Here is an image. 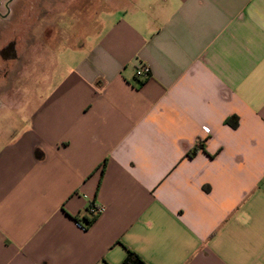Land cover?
<instances>
[{"label":"crops","instance_id":"0c3cea01","mask_svg":"<svg viewBox=\"0 0 264 264\" xmlns=\"http://www.w3.org/2000/svg\"><path fill=\"white\" fill-rule=\"evenodd\" d=\"M110 1L0 148V264H264V0Z\"/></svg>","mask_w":264,"mask_h":264},{"label":"rangeland","instance_id":"374dc122","mask_svg":"<svg viewBox=\"0 0 264 264\" xmlns=\"http://www.w3.org/2000/svg\"><path fill=\"white\" fill-rule=\"evenodd\" d=\"M0 148L26 126L39 99L69 64L72 47L91 40L110 0H0ZM7 4L10 5L9 14ZM8 15L2 19V15Z\"/></svg>","mask_w":264,"mask_h":264},{"label":"trees","instance_id":"16d2710c","mask_svg":"<svg viewBox=\"0 0 264 264\" xmlns=\"http://www.w3.org/2000/svg\"><path fill=\"white\" fill-rule=\"evenodd\" d=\"M227 123L232 127L236 128L238 126V119L237 118H232L227 121ZM198 148L194 149L189 155L190 157H193L197 154ZM94 207H90L87 210V213H89V216H84V218H76L75 220L79 223H83L85 228H89L97 219L98 215L100 214L99 212H91V209ZM97 210V208H95ZM142 259L135 254L132 251H129L128 256L126 259L123 261L122 264H141Z\"/></svg>","mask_w":264,"mask_h":264},{"label":"flooded vegetation","instance_id":"af4514ba","mask_svg":"<svg viewBox=\"0 0 264 264\" xmlns=\"http://www.w3.org/2000/svg\"><path fill=\"white\" fill-rule=\"evenodd\" d=\"M0 6H3V3L0 2ZM7 9H8V12L9 14L11 13V8H10V5L7 4ZM8 15H2V19L3 18H7ZM16 41H11L9 42L2 50L1 52V56L3 58H7L9 57L10 55L12 56H16Z\"/></svg>","mask_w":264,"mask_h":264},{"label":"built area","instance_id":"2783aa9c","mask_svg":"<svg viewBox=\"0 0 264 264\" xmlns=\"http://www.w3.org/2000/svg\"><path fill=\"white\" fill-rule=\"evenodd\" d=\"M150 74H151V71H150V68L148 66L140 67L136 72L137 77L141 78V79L148 78L150 76ZM96 211L101 213L103 210L101 208H97V210L95 208L91 209V212H96Z\"/></svg>","mask_w":264,"mask_h":264}]
</instances>
